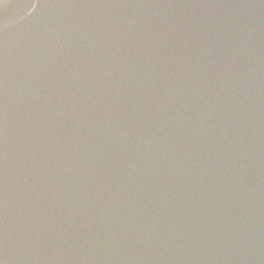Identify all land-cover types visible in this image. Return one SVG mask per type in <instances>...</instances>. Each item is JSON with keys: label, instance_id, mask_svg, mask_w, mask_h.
Here are the masks:
<instances>
[{"label": "water", "instance_id": "water-1", "mask_svg": "<svg viewBox=\"0 0 264 264\" xmlns=\"http://www.w3.org/2000/svg\"><path fill=\"white\" fill-rule=\"evenodd\" d=\"M0 264H264V0H0Z\"/></svg>", "mask_w": 264, "mask_h": 264}]
</instances>
